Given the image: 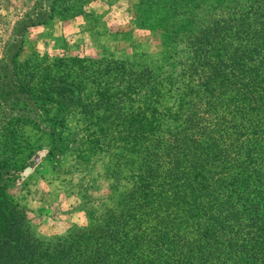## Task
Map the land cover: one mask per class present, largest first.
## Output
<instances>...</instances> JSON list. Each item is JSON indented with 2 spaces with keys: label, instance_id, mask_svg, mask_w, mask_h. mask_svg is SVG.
I'll use <instances>...</instances> for the list:
<instances>
[{
  "label": "trees",
  "instance_id": "trees-1",
  "mask_svg": "<svg viewBox=\"0 0 264 264\" xmlns=\"http://www.w3.org/2000/svg\"><path fill=\"white\" fill-rule=\"evenodd\" d=\"M136 1L167 71L12 63L17 92L45 119H85L81 145L109 163V205L39 238L4 178L0 264H264V0Z\"/></svg>",
  "mask_w": 264,
  "mask_h": 264
},
{
  "label": "rangeland",
  "instance_id": "rangeland-1",
  "mask_svg": "<svg viewBox=\"0 0 264 264\" xmlns=\"http://www.w3.org/2000/svg\"><path fill=\"white\" fill-rule=\"evenodd\" d=\"M136 0H0V182L39 238L64 236L105 209L109 166L86 152L81 116L44 114L19 94L12 63L78 57L170 69L156 31L138 28Z\"/></svg>",
  "mask_w": 264,
  "mask_h": 264
}]
</instances>
